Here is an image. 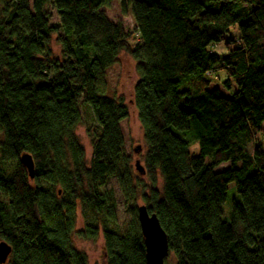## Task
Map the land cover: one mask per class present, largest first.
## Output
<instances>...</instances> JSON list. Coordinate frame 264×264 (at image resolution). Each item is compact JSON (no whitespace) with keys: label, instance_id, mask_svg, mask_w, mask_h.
<instances>
[{"label":"trees","instance_id":"1","mask_svg":"<svg viewBox=\"0 0 264 264\" xmlns=\"http://www.w3.org/2000/svg\"><path fill=\"white\" fill-rule=\"evenodd\" d=\"M46 1L0 0V241L11 247L0 264H87L72 234L99 232L105 264H145L138 199L166 233L164 264H264V0H49L52 24ZM113 1L131 29L100 11ZM122 51L138 74L132 100L149 182L141 192L124 152L127 107L99 82ZM218 68L237 86L229 97L209 88ZM81 105L94 123L88 163L75 133ZM111 178L126 225L106 188ZM229 188L238 197L225 221ZM77 207L83 227L75 231Z\"/></svg>","mask_w":264,"mask_h":264},{"label":"rangeland","instance_id":"2","mask_svg":"<svg viewBox=\"0 0 264 264\" xmlns=\"http://www.w3.org/2000/svg\"><path fill=\"white\" fill-rule=\"evenodd\" d=\"M33 0H30L32 2ZM44 9L49 13V23L58 22V17L51 5L49 0L46 1ZM100 11L104 14L105 18L111 22L116 23L121 21L122 24L131 29L133 27V22L129 16L122 15L120 7L117 1H113L109 7L101 8ZM236 34L234 28H231L226 35L227 37H233ZM50 50L52 57H61L60 46L54 41V37L50 43ZM214 51L223 52V43L213 47ZM136 61L126 52H120L117 56V60L108 68H106L101 76L99 77V82L103 85L105 89V94L107 96L113 97L116 100H121L127 107L128 115L120 122V127L124 138V152L130 158V165L133 169L134 174L138 177L137 182L138 192L146 191L145 187L148 185V179L144 174H139L134 167L135 161L139 160L140 164L143 165V157L145 154V143L143 139V131L140 126L137 111L133 104V88L138 80V74L136 71ZM229 71L226 68H218L211 73L209 88H218L222 95L229 97L237 89V86L232 78L228 84L225 83L226 79L229 78ZM80 113L83 116L82 124L78 125L75 129L79 143L84 147L85 158L88 163L92 156V144L86 129L91 130L93 128V120L91 113L87 107L83 105L80 106ZM188 140V150L190 154L196 155L198 153V145L195 139H190L186 135ZM261 142L264 143V136L257 137ZM248 150H251V145L248 146ZM208 161V159H206ZM228 166V163H221L216 170H222ZM139 179V180H138ZM156 187L161 188V181L158 178ZM114 191L116 199V217L120 225H126L130 217L125 212L123 207V196L117 185L115 178H111L106 186ZM237 194L234 188H229L226 191V199L222 204L221 210L222 220L228 221L230 215V202L232 198L237 199ZM138 205L141 204V200L138 199ZM83 227V220L79 212V207L76 209V221H75V231ZM240 231V229H239ZM73 247L83 253L86 256L87 264H105V256L103 254V237L101 232L98 233L94 239H84L78 236L76 233L72 234L71 237ZM172 258L167 264H172Z\"/></svg>","mask_w":264,"mask_h":264},{"label":"water","instance_id":"3","mask_svg":"<svg viewBox=\"0 0 264 264\" xmlns=\"http://www.w3.org/2000/svg\"><path fill=\"white\" fill-rule=\"evenodd\" d=\"M21 163L27 170L30 178L34 174V165L29 154H22ZM135 170L144 174V167L139 160L135 161ZM137 221L143 237L145 264H164L168 255V243L166 233L162 229L156 215L150 213L145 205L137 206ZM11 252V247L5 241H0V263H4Z\"/></svg>","mask_w":264,"mask_h":264}]
</instances>
